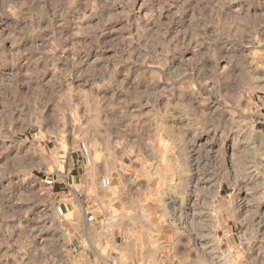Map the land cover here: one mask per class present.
Returning <instances> with one entry per match:
<instances>
[{
    "label": "clouds",
    "instance_id": "9594fccd",
    "mask_svg": "<svg viewBox=\"0 0 264 264\" xmlns=\"http://www.w3.org/2000/svg\"><path fill=\"white\" fill-rule=\"evenodd\" d=\"M0 264H264V0H0Z\"/></svg>",
    "mask_w": 264,
    "mask_h": 264
}]
</instances>
